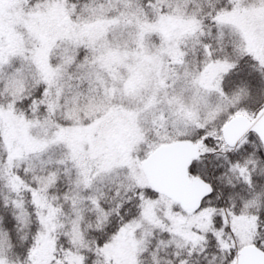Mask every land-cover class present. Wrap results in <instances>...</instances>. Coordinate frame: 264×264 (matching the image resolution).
I'll list each match as a JSON object with an SVG mask.
<instances>
[{"label": "snow or ice", "instance_id": "obj_1", "mask_svg": "<svg viewBox=\"0 0 264 264\" xmlns=\"http://www.w3.org/2000/svg\"><path fill=\"white\" fill-rule=\"evenodd\" d=\"M0 264H264V0H0Z\"/></svg>", "mask_w": 264, "mask_h": 264}]
</instances>
